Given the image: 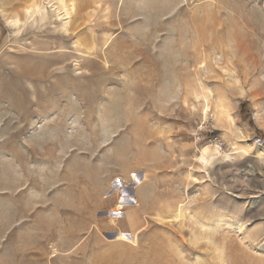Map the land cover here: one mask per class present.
<instances>
[{
	"label": "rangeland",
	"instance_id": "obj_1",
	"mask_svg": "<svg viewBox=\"0 0 264 264\" xmlns=\"http://www.w3.org/2000/svg\"><path fill=\"white\" fill-rule=\"evenodd\" d=\"M257 137L264 0H0V264H264Z\"/></svg>",
	"mask_w": 264,
	"mask_h": 264
},
{
	"label": "bare ground",
	"instance_id": "obj_2",
	"mask_svg": "<svg viewBox=\"0 0 264 264\" xmlns=\"http://www.w3.org/2000/svg\"><path fill=\"white\" fill-rule=\"evenodd\" d=\"M70 14L69 12H67V15ZM207 105V104H206ZM208 109H209V106L207 105L206 107H204L203 109V114H204V119L207 120L208 118ZM212 151L210 149H204V150H201V153H202V156H201V160L203 161H207V158H208V154L211 153ZM257 159L261 162H264V155L261 154L259 156H257ZM120 206V205H119ZM119 239L121 240H129V238L123 234L119 235Z\"/></svg>",
	"mask_w": 264,
	"mask_h": 264
},
{
	"label": "built area",
	"instance_id": "obj_3",
	"mask_svg": "<svg viewBox=\"0 0 264 264\" xmlns=\"http://www.w3.org/2000/svg\"><path fill=\"white\" fill-rule=\"evenodd\" d=\"M254 145L257 147V148H264V140L260 137H257L254 139ZM218 150L219 151H222L223 150V145L220 144L218 145Z\"/></svg>",
	"mask_w": 264,
	"mask_h": 264
},
{
	"label": "snow or ice",
	"instance_id": "obj_4",
	"mask_svg": "<svg viewBox=\"0 0 264 264\" xmlns=\"http://www.w3.org/2000/svg\"><path fill=\"white\" fill-rule=\"evenodd\" d=\"M119 182H120L119 180L116 181V183H119Z\"/></svg>",
	"mask_w": 264,
	"mask_h": 264
}]
</instances>
